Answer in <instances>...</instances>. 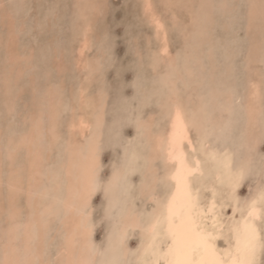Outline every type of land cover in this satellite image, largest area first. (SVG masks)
I'll use <instances>...</instances> for the list:
<instances>
[{
    "label": "rangeland",
    "instance_id": "rangeland-1",
    "mask_svg": "<svg viewBox=\"0 0 264 264\" xmlns=\"http://www.w3.org/2000/svg\"><path fill=\"white\" fill-rule=\"evenodd\" d=\"M0 1H2L0 3V15L3 12V16L0 17H2L4 21L1 22L0 18V133H2L0 134V150H2V152H0V169L3 168L0 170V175L2 176V180H5V184L3 181L0 183L2 184L0 188L4 186L0 189V260H5L7 251L11 252L13 249L16 250V247L19 249L18 251H21L19 253H21L22 256L24 251L33 253V256L30 255L29 258L26 256L20 257L19 255L23 264L62 263L63 259L59 254L63 244L59 228V214L55 213L49 216L44 236L40 238L36 235H31V237L26 239L25 223L33 219L31 217H33L32 210L34 209V204L35 206L39 205L38 207L44 212V208L55 201L53 199L54 190L57 188L55 184L64 179L62 164L66 161V142L70 136L68 132L69 123L74 114L78 112L77 92L79 94V91L77 89L78 87H76L77 84L78 86H80L79 83L86 85V83H83L86 81L90 84V86L87 84V88L89 87L87 91L89 92V96L92 97H88L90 98L89 100H91H88V107H90L88 111L90 113H92L91 102H97L96 100H98L101 95H104L106 99L105 119L102 125L103 127H101V168L99 169V177L102 179L101 182L106 186L112 174L124 165L125 160L128 158L127 156L131 152L145 155L149 151L147 140L142 138V128L139 126L141 121H149L151 118V122L153 123L152 131H156L160 129V127L165 126L167 117L162 108V101L167 97L168 92L164 89L165 80L163 74L166 71L167 59L170 56L178 58L179 61H181V58L184 59L185 56H187L192 64L191 67L194 69H192L193 71L190 70L192 73L188 75L190 76L187 81L188 86L185 81L179 82L177 87L180 92L178 95L183 98L187 96L189 100L197 104L198 102L200 103L201 99L203 101H205L204 99H210L205 106L208 108L204 107L209 112L206 113V115L213 114L210 115L211 117L208 116V128L212 126L213 129L212 132L207 135L210 137L209 142H211H208L209 145H207L217 146L220 149L232 147L234 151V168H238L241 164H250L249 166L254 170L252 175L246 176L247 178L245 177L241 187L238 188L239 190H235L236 198L238 197L237 199L243 204V201L248 196L249 185H251L254 194H256L255 191L261 182L257 167H259V165L261 167L260 161L261 158L264 157V15L256 19L255 22H252V18L250 20L249 17L251 16L252 9H249V7L251 5V0H203V6L200 3L202 0H199V2L198 0H193L192 7L194 9L192 14L196 15L197 19L199 18L198 20L195 19L196 21H189L191 20V15L188 13L189 10L186 11L183 4L177 3L173 6H169L165 4V0H153L157 10L163 16L164 23L167 25H165V27L168 29L167 32L171 51L170 55L164 58L158 57V59H156V54L158 52L157 47L159 46V42L155 37L153 25L144 14L143 5L140 0H94L95 6L99 9L95 10L94 8H90L86 12V17H83L80 13L78 0H55V2L54 0ZM262 1V3H264V0ZM2 7L4 8L1 9ZM5 9L11 10L14 13H5ZM174 13H176L177 18L174 16ZM12 17L15 18L17 25L13 22L14 19ZM84 23H90L91 25L88 34L90 37V50L92 49L91 51H86L87 54L85 55L87 57L89 56L88 58H91L93 62H97V58L100 59V61L96 63L98 64V68L92 72L86 71L87 73L85 72V74L77 69L76 63L78 38L81 35L80 33L83 32ZM10 24L12 25L10 26ZM252 24L253 27L250 26ZM8 28L11 33L8 31ZM5 38L14 40V50H19L18 53L15 51L16 57L20 54L16 63L10 60ZM191 40L194 41L191 42ZM208 40L211 41L209 42ZM232 42L233 44H231ZM235 49H237V51ZM193 51L197 52L196 55ZM194 56L196 58L198 57V59L196 60ZM214 61L216 63H214ZM14 65L16 67H13ZM120 66L130 67L131 70L124 72L123 76L117 80L115 78V69ZM63 68L65 72L62 73ZM16 70H18V73H16ZM198 71L200 73H198ZM184 73L185 71L183 74ZM13 75L15 79L12 78ZM87 75L88 78H86ZM255 77L256 79H254ZM84 78H86V80ZM101 79L102 81H100ZM255 80L260 84V99L258 98L257 101H253L255 99L251 98L249 95L250 83ZM70 81H73L71 82L72 85ZM67 84L68 86H66ZM99 87L101 88L99 89ZM55 89H59L60 91L59 99H61V103L57 104H61L59 105L61 107H59L58 112L56 111L58 115L55 121L56 126H51L54 125L55 122H50L51 120L48 118L47 107L48 103L53 98L51 94ZM189 90L191 93L187 95L186 93L189 94ZM226 90L231 92L227 91L228 93L226 94V92H224ZM23 93L25 95L27 94V96ZM217 93L221 96L223 95V97L217 96ZM19 95L22 96L20 97ZM163 96L166 97L163 98ZM224 97H229L231 102L227 100L228 98L226 99ZM222 98H224V100ZM47 100L48 103H46ZM225 104H227V107ZM218 107L220 108L218 109ZM230 108H233V111ZM214 111L215 113H211ZM34 114H41L40 118L45 132H47L49 128L55 127L58 136L53 143H48L43 140V142L39 144V146L42 145L43 150L45 149L43 152L45 161L42 165V175H40V178L45 180L42 187L43 190L47 192L43 195L40 194L42 189H38L36 193H33V201L27 199L25 190L19 192L15 198H12L9 195V187L6 180L8 178V171L12 168V165L13 168L19 171L20 178L24 181L27 179L28 168L25 167L28 166L26 153L27 145L24 139L27 132L33 128ZM249 116H253V125L248 124ZM212 117H214V119ZM216 118H218V120ZM228 123L230 124L228 125ZM218 125L220 128H218ZM223 125V129H221ZM232 126L233 128H231ZM195 128L193 131H196ZM196 129L198 130V128ZM235 129L237 133H233ZM215 131H217V134L219 132L218 137ZM211 133H214L216 136ZM229 134L230 136H228ZM223 138L226 139L225 143H222L224 140ZM19 141H24L23 144H25L18 143ZM15 144L23 146L24 148L26 147V149L23 147L17 148L14 161L10 163L9 159L6 158L8 154L7 151L13 148ZM7 145L8 149L5 151ZM198 145L199 144L195 145V147L196 152L199 153V150H197ZM222 145L223 147H221ZM248 147L250 149H248ZM21 151L23 154L25 153L24 157ZM241 157L243 158L241 159ZM142 159H137L138 167L136 171L132 172L129 175L130 177L128 176L127 178L128 189L124 196L127 206L134 209L136 211L134 212L138 213L141 218L146 217L154 211L156 199L162 197L166 191V185L163 179L166 167L162 160L156 159L154 161V171H151L144 167ZM235 159L237 163H240H235ZM1 173H4L5 178ZM141 174L144 176L143 184H141L138 179ZM53 180L55 181L53 182ZM198 181L200 183L205 182L204 186L201 188V190L203 189L202 197L205 200L211 193V189L209 190L207 186L211 185L213 181L207 177L205 180L204 178H199ZM206 184L208 185L206 186ZM61 187L63 189V185ZM219 188V192L224 188L226 189L218 194L217 202L220 203L218 217L221 218L219 214L223 213L225 215L224 219L229 220L232 217L230 206L233 208L234 201L231 198L232 195L228 187L219 186ZM62 189L60 192H62ZM153 190H155L154 192L156 194L154 199L150 197V192ZM225 192H227V195ZM108 200V193L97 191L91 201V217L94 225L93 245L97 247L102 245L105 250H107L106 244L110 236L109 232L112 234L111 229H113L116 223H109L106 219H102L103 209L101 205L103 204V208L106 209ZM11 202L13 203V208H11ZM228 204L229 207L227 206ZM222 209L224 210L222 211ZM40 214L44 216L42 213ZM206 224H208V221H206L205 225ZM17 225L19 227L18 233L11 232V229ZM135 229L129 231L126 240L131 250L129 264H134L135 252L143 240L142 232L140 233L139 228H137L138 230L136 229L137 231ZM226 235L227 234H225V236ZM225 241L226 238L223 237L220 239L219 244L224 247ZM57 245L61 246L57 248ZM9 246H11L10 249H6Z\"/></svg>",
    "mask_w": 264,
    "mask_h": 264
},
{
    "label": "bare ground",
    "instance_id": "bare-ground-1",
    "mask_svg": "<svg viewBox=\"0 0 264 264\" xmlns=\"http://www.w3.org/2000/svg\"><path fill=\"white\" fill-rule=\"evenodd\" d=\"M18 1V0H17ZM62 1V0H61ZM142 2V8L144 11V14L148 17V20L150 21V23L153 25L154 28V33H155V37L158 39V44L159 46L157 47L158 52H157V58H164L168 55H170V45H169V35L168 32L165 27V23L163 21V16L160 14V12L157 10V7L155 6V3L153 2V0H140ZM249 1V0H248ZM247 1V2H248ZM2 1H0L1 3ZM55 2V0H54ZM110 2V1H109ZM146 2H150L152 4V9H151V13L154 14L161 22V24L163 25V30H158L156 25L152 22L151 19V15L146 14L145 8H144V4ZM193 0H165V4L169 5V6H173L174 4H183V6L186 8V11L189 10L188 13H190L191 17L189 21H196V15L192 14L193 12ZM199 2V0H198ZM262 0H251V5L249 7V9L251 8V16L249 17L250 20L252 18V22L256 19H258L259 17H261L262 15H264V3H262ZM63 3V2H62ZM100 3V2H99ZM201 5L203 6V0L200 2ZM250 3V2H248ZM78 4H79V10L80 13L82 14L83 17H86V12L91 8H94L95 10H98L99 8H97L95 6V2L94 0H78ZM19 5V4H18ZM109 5V4H108ZM2 6V5H1ZM227 6V5H226ZM242 6V5H241ZM25 7V6H24ZM56 7V6H55ZM248 7V6H247ZM4 7H2L1 9H3ZM169 9V8H168ZM171 9V8H170ZM78 10V9H77ZM4 11V10H3ZM2 12V10H1ZM11 10L5 9V13H11ZM179 12V11H178ZM14 13V12H12ZM234 13V12H233ZM3 12L1 13L0 16L2 15ZM223 14V13H222ZM221 14V15H222ZM14 15V14H13ZM24 15V14H23ZM143 15V14H142ZM220 15V16H221ZM174 16L177 18L176 13H174ZM173 16V17H174ZM199 17V16H198ZM247 17V16H246ZM1 18V22L3 21L2 17ZM13 18V17H12ZM41 18V17H40ZM187 18V17H186ZM248 18V19H249ZM13 22H15V18H13ZM199 19V18H198ZM197 19V20H198ZM247 19V20H248ZM7 20V19H6ZM180 20V19H179ZM217 20V19H216ZM222 20V19H221ZM228 20V19H227ZM240 20V19H239ZM38 21V20H37ZM249 21V20H248ZM263 21V20H262ZM4 22V21H3ZM9 22V21H6ZM12 22V23H13ZM42 22V21H41ZM191 23V22H190ZM224 23V21H223ZM249 23V22H248ZM16 24V22H15ZM85 24V23H84ZM192 24V23H191ZM251 24V23H250ZM8 25V24H7ZM12 24H10L11 26ZM17 25V24H16ZM39 26V25H38ZM167 26V25H166ZM172 26V25H171ZM197 26V25H196ZM251 27H253V24L250 25ZM90 23H86L84 25L83 28V32H81L80 37L78 38V45H77V69L80 72H89V71H93L96 68H98V64H96L98 61H100L99 58H97V62L96 61H92L91 58H88L85 54L86 51L90 50V37H89V30H90ZM228 27V26H227ZM258 27V26H256ZM10 28V27H9ZM8 28V31H9ZM16 28V26H15ZM190 28V27H189ZM195 29V28H194ZM222 29V28H221ZM13 30V28H12ZM25 30V29H24ZM196 30V29H195ZM257 30V29H256ZM3 31V30H2ZM10 32V31H9ZM167 33L166 38L164 36V33ZM193 32V31H192ZM11 33V32H10ZM13 33V32H12ZM204 33V32H203ZM30 34V33H29ZM109 34V33H108ZM252 34V33H251ZM3 35V34H2ZM13 35V34H12ZM210 35V34H209ZM139 36V35H138ZM201 36V35H200ZM203 36V34H202ZM11 37V36H10ZM15 37V35H14ZM189 37V36H188ZM204 37V36H203ZM207 37V36H206ZM211 37V36H209ZM213 37V36H212ZM249 37V36H248ZM217 38V37H216ZM2 39V38H1ZM14 39V38H13ZM34 39V38H33ZM211 39V38H210ZM220 39V38H219ZM7 46L6 48L8 49V54L10 56V60H13V63H16V60H18L19 55L16 57V53L13 47V41L10 38H5ZM205 40V39H204ZM43 41V40H42ZM186 41V40H185ZM194 40H191V42ZM209 41V40H208ZM211 41V40H210ZM209 41V42H210ZM213 41V40H212ZM34 42V41H33ZM66 42V41H65ZM92 42V40H91ZM203 42V41H202ZM201 43V42H200ZM15 44V43H14ZM203 44V43H202ZM201 44V46H202ZM207 44V43H206ZM205 44V45H206ZM222 44V43H221ZM233 44V42L231 43ZM34 45V44H33ZM183 45V44H182ZM214 45V43H213ZM218 45V44H217ZM21 46V44H20ZM39 46V45H38ZM189 46V45H188ZM193 46V44H192ZM249 46V45H248ZM181 47V46H180ZM198 47V46H197ZM196 47V48H197ZM213 47V46H212ZM3 48V47H2ZM31 48V47H30ZM94 48V47H93ZM167 49V52L164 53V49ZM206 48V47H205ZM48 49V48H47ZM56 49V48H55ZM61 49V48H60ZM186 49V48H185ZM184 49V50H185ZM189 49V48H188ZM194 49V48H193ZM192 49V50H193ZM214 49V48H213ZM216 49V48H215ZM263 49V48H262ZM1 50V49H0ZM40 50V49H39ZM92 50V49H91ZM90 50V51H91ZM97 50V49H96ZM237 51V49H235ZM7 51V50H6ZM19 51V50H18ZM18 51H16L18 53ZM44 51V50H43ZM197 51V50H196ZM194 52L195 55L197 52ZM202 52V51H200ZM212 52V51H210ZM240 52V51H239ZM252 52V51H251ZM7 53V52H6ZM188 53V52H187ZM192 53V52H191ZM205 53V52H204ZM243 53V52H242ZM28 54L30 55V53L28 52ZM50 54V53H48ZM52 54V53H51ZM61 54V53H60ZM186 54V53H185ZM260 54V53H259ZM98 55V54H97ZM152 55V54H151ZM155 55V54H154ZM155 55V56H156ZM202 55V54H201ZM3 56V55H2ZM23 56V55H22ZM25 56V55H24ZM27 56V55H26ZM42 56V55H41ZM215 56V55H214ZM217 56V55H216ZM227 56V55H226ZM248 56V55H247ZM245 56V57H247ZM7 57V56H6ZM51 57V56H50ZM96 57V56H95ZM206 57V56H205ZM204 57V58H205ZM228 57V56H227ZM258 57V56H257ZM155 58V57H154ZM159 58V59H160ZM194 58L197 60L198 57L196 58L194 56ZM202 58V57H201ZM1 59V58H0ZM69 59V58H68ZM144 59V58H143ZM214 59V58H212ZM59 60V59H58ZM200 60V59H199ZM198 60V61H199ZM246 60V59H245ZM256 60V59H255ZM31 61V60H30ZM50 61V60H49ZM53 61V60H52ZM75 61V60H74ZM73 61V62H74ZM159 61V60H158ZM167 65H166V71L163 74V78L165 80V84H164V89L168 92L167 97L163 96V98H165L162 101V108L164 110V113H166V123L164 127H160V129H157L156 131H152V127H153V123L151 122V118L149 119V121H141V124L139 126H141L142 128V138L147 140L148 143V149L149 151L144 155L139 154L137 152H131L126 158L127 160L132 159L133 157L136 159V163H137V159H142V161L144 162V167L148 170L154 171V161L156 159H161L164 166L166 167V171H165V175H164V181H165V185H166V191L165 193L162 195V197L157 198L156 199V207L154 209V211H152L149 215H147L146 217L141 218L140 215L138 213H135L136 211L130 207V215L126 216L124 218L123 224L121 225L119 232L117 233L116 236H113V233L109 235L112 236V246H110L109 244V239H108V243L105 245L107 247V250L105 252V256L103 257L104 259H108L111 260L113 258H123L124 260H127L128 262L130 261V248L128 247V244L126 242L127 237H128V233L130 230L133 229H137V225L141 222L142 219H148L150 216H157V217H161L164 216L166 214L167 208H166V204L169 200H171V198L173 197V195L177 196V199L180 198V195L177 191V180L175 179L176 175H177V168L179 167L178 165L174 166V162L173 160L170 158L169 156V142L171 139V133H172V124H173V120L175 117V113L177 108L180 109L181 113L183 114L186 123L189 124V126L194 125L196 128H198L199 133H200V137H201V143H199L198 145V149L199 153L196 152L194 154V156L192 157L193 159L199 161V173L196 175V177L190 181L191 184V191H192V196L194 199H196L198 201V207H197V213L198 215V220L201 222V226L205 227L207 231H209L210 233H212L213 235H215L217 237L215 243L216 245L223 249L224 247H222L219 244V241L221 238L225 237L226 241H228L229 243L232 244V251H233V255H235V240L237 238V233L235 231V229L239 228L240 229V234L242 236L243 234V227H244V223H243V216L241 215V213L244 210L245 205L241 204L239 207H237L236 205V193L233 194V190L231 188V182L232 179L234 178L236 171L238 170V168H234L233 166V162H234V151L233 148L231 147H225V148H218L217 146H208L209 143V138L207 135L212 132V126L208 128V122H209V118L208 116L213 115V114H208L206 115V113H209L205 108L206 104L208 103V101L210 100L208 98L204 99L205 101H203L202 99L200 100V103L198 102V104L196 102H193L191 100H189L187 96H185L184 98L179 94L180 90L177 87L179 82H183L185 81L186 85H187V81H188V75H190L192 72L190 70H192L193 68L191 67V62L189 60V58L187 56H185L184 59L181 58V61H179L178 58L176 57H169L167 59ZM12 62V61H11ZM22 62V61H21ZM29 62V61H28ZM18 63V62H17ZM57 63V61H56ZM60 63V62H58ZM159 63V62H158ZM165 63V62H164ZM204 63V62H203ZM214 63H216L214 61ZM241 63V62H240ZM9 64V62H8ZM21 64V63H20ZM64 64V63H63ZM156 64V62H155ZM220 64V63H219ZM10 65V64H9ZM18 65V64H16ZM23 65V64H22ZM44 65V64H43ZM59 65V64H58ZM57 65V66H58ZM61 65V64H60ZM67 65V64H66ZM143 65V63H142ZM196 65V64H195ZM201 65V64H200ZM7 66V65H6ZM71 66V65H70ZM197 66V65H196ZM10 67V66H7ZM13 67H16L15 65ZM20 67V66H17ZM52 67V66H51ZM73 67V66H72ZM195 67V66H194ZM205 67V66H203ZM252 67V66H251ZM1 68V67H0ZM5 68V67H4ZM218 68V66H217ZM58 69V68H57ZM74 69V68H73ZM11 70V69H10ZM15 70V69H14ZM54 70V69H53ZM66 70V69H65ZM98 70V69H97ZM194 70V69H193ZM192 70V71H193ZM196 70V69H195ZM204 70V69H203ZM208 70V69H207ZM247 70V69H246ZM12 71V70H11ZM17 71V72H16ZM15 72L18 73V70H16ZM56 71V70H55ZM68 71V70H67ZM74 71V70H73ZM77 71V72H79ZM185 71V73L183 74V72ZM200 71V70H199ZM198 71V73H200ZM21 72V71H20ZM61 72V71H59ZM65 72L64 68L62 73ZM70 72V71H68ZM86 72V73H87ZM96 72V71H95ZM195 72V71H194ZM193 72V73H194ZM202 72V71H201ZM206 72V71H205ZM8 73V72H7ZM32 73V72H31ZM73 73V72H72ZM188 73V74H187ZM196 73V72H195ZM204 73V72H203ZM223 73V72H222ZM12 74V73H10ZM33 74V73H32ZM57 74V73H56ZM16 75V74H15ZM18 75V74H17ZM72 75V74H71ZM70 75V76H71ZM75 75V74H74ZM92 75V74H91ZM90 75V78H91ZM194 75V74H193ZM203 75V74H202ZM222 75V74H221ZM68 76V75H67ZM69 76V77H70ZM85 76V75H84ZM103 76V74H102ZM101 76V77H102ZM192 76V75H191ZM207 76V75H206ZM235 76V75H234ZM54 77V75H53ZM62 77V76H61ZM66 77V76H65ZM74 77V76H73ZM96 77V76H95ZM194 77V76H192ZM218 77V76H217ZM13 79H15L14 75L12 77ZM30 78V77H29ZM58 78V77H57ZM56 78V79H57ZM67 78V77H66ZM71 78V77H70ZM86 78H88V75L86 76ZM86 78H84L86 80ZM55 79V78H54ZM77 79V78H76ZM99 79V78H98ZM97 79V80H98ZM193 79V78H192ZM256 79V77L254 78ZM258 79V77H257ZM24 80V79H23ZM73 80V79H72ZM95 80V79H94ZM213 80V78H212ZM260 80V79H259ZM8 81V80H7ZM75 81V80H74ZM81 81V80H80ZM90 81V80H89ZM102 81V79L100 80ZM99 81V82H100ZM190 81V80H189ZM73 81H70V84ZM191 82V81H190ZM222 82V81H221ZM78 83V82H77ZM76 83V84H77ZM84 84L86 83V85H83L82 83L76 87H78V91L79 94L77 92V110L78 112H76L72 118V120L69 123V139L66 142V161L62 164V169L64 171V179L62 181L57 182L55 185L57 186V188H55L54 190V195H53V199L55 200L53 203H51L50 205H47L46 208H44V212H42L41 208L38 207L39 205L35 206L34 204V209L32 210V216L31 218H33L31 221H29L28 223H25V237L26 239H28L29 237H31V235H36L38 238H40L41 236H44V231H46L47 228V222L49 219V216H51L52 214L58 213L60 216V224H59V228H60V232L62 237L64 236H69V237H73L74 242L73 244L69 245L67 248L62 247L60 248L59 254L60 256H62V263L61 264H88V262L90 260H94L97 257L95 256V254L92 251V246L93 245V231H94V225L92 223V227H88L89 222H92V213H91V201L92 198L94 196L95 193H93V195L91 196V198L88 200V215L87 218L83 215V207H84V191L86 190V187L91 179V177L93 176V174H95L96 176L99 177V169L100 167V140H101V127H103V122H104V115H105V108H106V99L104 97V95H101L100 98L98 100H96L97 102L93 101L92 103V113H90L88 111V107L89 106V100L90 97L89 96V92L87 91L89 89V87L87 88V81L83 82ZM98 83V82H97ZM104 83V82H103ZM207 83V82H206ZM7 84V83H6ZM20 84V83H19ZM13 85V84H12ZM21 85V84H20ZM18 85V86H20ZM72 85V84H71ZM75 85V83H74ZM73 85V86H74ZM99 85V83H98ZM102 85V84H101ZM219 85V82H218ZM51 86V85H50ZM68 86V84L66 85ZM70 86V85H69ZM71 86V87H73ZM88 86H90V84H88ZM188 86V85H187ZM229 86V85H228ZM98 87V86H97ZM210 87V86H209ZM260 84L258 81H253L250 83V87H249V91H250V96L251 98L255 99L253 101H257V99L260 97ZM94 88V85H93ZM96 88V87H95ZM101 87H99L100 89ZM201 88V87H200ZM27 89V88H26ZM49 89V87H48ZM63 89V88H62ZM68 89V87H67ZM210 89V88H209ZM219 89V88H218ZM4 90V89H3ZM40 90V89H39ZM64 90V89H63ZM75 90V88H74ZM94 90V89H93ZM201 90V89H200ZM234 90V89H233ZM2 91V90H1ZM42 91V90H41ZM72 91V90H70ZM98 91V88H97ZM96 91V92H97ZM214 91V90H213ZM231 92L229 90H226L224 92H226V94L228 92ZM20 92V91H19ZM25 92V91H24ZM93 92V91H91ZM101 92V91H100ZM99 92V93H100ZM188 92V91H186ZM217 92V91H216ZM222 92V91H221ZM247 92V91H246ZM70 93V92H69ZM88 93V95H87ZM94 93V92H93ZM191 91L189 90V94L186 93L187 95H190ZM206 93V92H205ZM233 93V92H232ZM245 93V92H244ZM24 94V93H23ZM30 94V91H29ZM60 91L59 89H55L54 92L51 94L52 95V99L50 100V102L48 103V100L46 103H48V107H47V111H48V118H50V122H55L57 119V112L59 105L61 104H57V103H61L59 99L60 96ZM67 94V93H66ZM97 94V93H96ZM214 94V93H213ZM216 94V93H215ZM218 94V93H217ZM225 94V95H226ZM1 95V94H0ZM25 95V94H24ZM20 96V95H19ZM22 96V95H21ZM20 96V97H21ZM27 96V94L25 95ZM42 96V95H41ZM45 96V95H44ZM73 96V95H72ZM216 96V95H215ZM220 97H223V95H217ZM216 96V97H217ZM227 96V95H226ZM233 96V95H231ZM236 96V95H235ZM1 97V96H0ZM54 97H55V101H54ZM90 97V98H88ZM194 97V96H193ZM203 97V96H202ZM218 97V98H220ZM234 97V96H233ZM238 97V96H237ZM242 97V96H241ZM34 98V97H33ZM72 98V97H71ZM161 98V99H163ZM215 98V99H218ZM224 98H228L227 100L230 101L229 97H224ZM224 98H222L224 100ZM225 99V100H226ZM234 99V98H233ZM238 99V98H237ZM249 99V98H248ZM247 99V100H248ZM260 99V98H259ZM5 100V99H4ZM11 100V99H10ZM70 100V99H69ZM75 100V99H74ZM89 100V101H88ZM160 101V99H159ZM233 101V100H232ZM251 101V100H250ZM260 101V100H258ZM13 102V101H12ZM20 102V101H19ZM45 102V101H44ZM95 102V103H94ZM157 102V101H156ZM215 102V101H214ZM231 102V101H230ZM247 102V101H246ZM220 103V102H218ZM228 103V102H227ZM235 103V102H234ZM238 103V102H236ZM248 103V102H247ZM258 103V102H256ZM31 104V103H30ZM214 104V103H213ZM231 104V103H230ZM246 104V103H245ZM259 104V103H258ZM217 105V104H216ZM227 107V104H225ZM229 105V104H228ZM233 105V104H232ZM238 105V104H237ZM247 105V104H246ZM28 106V104H27ZM208 106V105H207ZM212 106V105H211ZM219 106V105H218ZM236 106V105H235ZM251 106V105H250ZM256 106V104H255ZM205 107V108H204ZM213 107V106H212ZM211 107V108H212ZM221 107V105H220ZM218 107V109L220 108ZM225 107V108H226ZM233 107V106H232ZM14 108V107H13ZM31 108V106H30ZM210 108V106H209ZM237 108V107H236ZM242 108V107H241ZM247 108V107H246ZM249 108V107H248ZM252 108V106H251ZM233 111V108H230ZM210 110V109H209ZM252 110V109H251ZM25 111V110H24ZM57 111V112H56ZM217 111V110H216ZM237 111V110H235ZM230 112V111H229ZM264 112V111H263ZM211 113H215L211 112ZM250 113V112H249ZM248 113V114H249ZM254 113V112H253ZM257 113V112H256ZM92 114V116H91ZM230 114V113H229ZM251 114V113H250ZM41 115V114H40ZM39 114H34V118H33V128L31 130H29V132H27L26 137L24 139V141L26 142L27 145V164L28 166H25L28 168L27 172H28V176L27 179L24 181L22 178H20L19 175V171L16 170L15 168L9 169L8 171V178L6 180V183L8 184L9 187V195L12 198H15V196H17L19 194V192L25 190L26 191V197L28 200H33V193H36V191L38 189H42L40 191V194L45 195L47 191L43 190L42 185H44L45 180H43V178H40V175H42V165L43 162L45 161L43 158V147L42 145L39 146V144L41 142H43V140H45V142L48 143H53L55 141V139L58 136V132L56 131L55 127H51L47 130V132H45L43 130L42 127V121L40 118ZM94 115V116H93ZM206 115V116H205ZM222 115V114H221ZM243 116V115H242ZM157 117V116H155ZM211 117V116H210ZM236 117V116H235ZM253 117V116H252ZM251 116H249V120H248V124L253 125L254 123V119ZM214 119V117H212ZM218 120V118H216ZM241 119V118H239ZM26 120V119H25ZM220 120V119H219ZM5 121V120H4ZM58 121V120H57ZM229 121V120H228ZM241 121V120H240ZM220 122V121H218ZM243 122V121H242ZM44 123V122H43ZM256 123V122H255ZM56 122L54 123V125L51 126H56L55 125ZM218 124V123H217ZM220 124V123H219ZM230 123H228L229 125ZM114 125V124H113ZM216 125V124H215ZM225 125V124H224ZM224 125L222 126L221 129H223ZM237 126V125H236ZM256 127V126H255ZM195 128V130H197ZM218 128L219 125H218ZM230 128V127H229ZM228 128V129H229ZM233 128V126L231 127ZM237 128V127H235ZM107 129V128H106ZM238 129V128H237ZM242 129V128H241ZM255 129V128H254ZM11 130V129H10ZM219 130V129H218ZM230 130V129H229ZM115 131V130H114ZM226 131V130H225ZM217 134V131H215ZM110 133V132H109ZM233 133H237L236 129L235 132ZM2 134V133H0ZM107 134V133H106ZM214 134V133H211ZM222 134V133H220ZM191 135V132H190ZM224 135V133H223ZM236 135V134H235ZM60 136V135H59ZM214 136H216L214 134ZM219 136V132L217 134V137ZM225 136V135H224ZM230 136V134L228 135ZM227 136V137H228ZM20 137V136H19ZM105 137V136H104ZM239 137V136H238ZM45 138V139H44ZM135 138V137H134ZM221 138V137H220ZM230 138V137H228ZM236 138V137H234ZM1 139V138H0ZM217 139V138H216ZM223 142L225 143V138H223ZM237 139V138H236ZM47 140V141H46ZM222 140V138H221ZM239 140V139H238ZM9 141V139H8ZM23 141V142H24ZM40 141V142H39ZM136 141V139H135ZM22 141H19L18 143L23 144ZM38 142V143H37ZM209 142V143H208ZM232 142V141H231ZM146 143V141H145ZM144 143V144H145ZM228 143V141H227ZM20 144V145H21ZM25 144V143H24ZM23 144V145H24ZM208 144V145H207ZM229 145V144H228ZM253 145V144H252ZM19 147H23V146H18L17 144L14 145L13 148L8 149V145L6 147V150L8 152L7 157L10 161V163H13L14 161V157L17 154L16 149ZM223 147V145L221 146ZM234 147V146H233ZM24 148V147H23ZM237 148V147H236ZM235 148V149H236ZM2 149V147H1ZM26 149V147L24 148ZM23 149V150H24ZM238 149V148H237ZM248 149H250L248 147ZM22 150V151H23ZM134 150V149H133ZM21 151V154H23ZM238 151V150H237ZM244 151V149H243ZM0 152H2V150H0ZM25 152V151H24ZM253 152V151H252ZM241 153V152H240ZM251 153V152H250ZM25 154V153H24ZM23 154V157H24ZM227 155V157H229V161L228 164L226 165L223 162V158L224 155ZM239 154V153H238ZM1 155V154H0ZM246 155V154H245ZM248 155V154H247ZM236 157V155H235ZM251 157V155H250ZM18 158V157H17ZM239 158V155H238ZM243 157H241L242 159ZM259 159V158H258ZM257 159V160H258ZM7 160V159H6ZM236 160V159H235ZM253 160V159H252ZM260 160V159H259ZM2 161V160H1ZM8 161V162H9ZM49 161V160H48ZM126 161V160H125ZM19 163V162H18ZM48 163V162H47ZM50 163V161H49ZM235 163H237V160L235 161ZM240 163V162H238ZM237 163V164H238ZM4 164V163H3ZM16 164V163H15ZM26 164V165H27ZM125 164V163H124ZM11 165V164H10ZM250 165V164H249ZM258 165V164H257ZM48 166V165H46ZM254 166V165H253ZM11 167V166H10ZM49 167V166H48ZM143 168V167H142ZM144 168V169H145ZM258 170L260 168L257 167ZM3 168H1L0 170H2ZM53 169V168H52ZM256 169V168H255ZM6 171V170H5ZM25 171V170H24ZM48 171V170H47ZM257 171V170H256ZM1 172V171H0ZM25 172V173H27ZM124 173V165L117 169L116 172H114L111 176V178L109 179L113 181V184L117 183V181H119L120 177L123 175ZM4 177V173H1ZM48 174V173H47ZM115 174V180H113V175ZM253 174V173H252ZM7 175V174H6ZM62 176V175H61ZM2 176L0 175V183H2L1 181ZM130 177V176H129ZM207 178H210L211 181H213V183H211V185L207 186L208 184H206L207 187H209V190L211 189V193L210 196L208 198H206L205 200L202 197V190L201 188L204 186V183H200L198 181L199 178H204V180ZM5 178V177H4ZM25 178V177H24ZM247 178V177H246ZM50 179V178H48ZM56 180V179H55ZM53 180V182L55 181ZM102 180V179H101ZM155 180V178H154ZM261 181V180H260ZM5 184V180L3 181ZM61 182V183H60ZM2 186V184H0ZM63 185V189L62 186ZM0 186V187H1ZM107 186V185H106ZM205 186V187H206ZM219 186H226L229 188L231 195H232V200L234 201L233 203V208H236V214L235 216L232 215V217L229 220H225L224 219V214L220 213L219 215L221 216L218 217V211H219V204L217 202L218 200V194L222 191H224V189H222L220 192V188ZM4 187V186H3ZM2 187V188H3ZM204 187V188H205ZM259 187V186H258ZM0 188V189H2ZM133 188V187H132ZM254 188V187H253ZM62 189V192H60ZM208 190V191H209ZM239 190V189H238ZM236 190V191H238ZM155 190L150 192V197L151 198H155L156 194L154 192ZM228 192V191H227ZM227 192L226 195H227ZM256 192V191H255ZM109 194V199L112 197L113 193H108ZM116 195L119 196V191L117 190ZM254 194V192H253ZM209 195V194H208ZM230 195V194H229ZM238 195V194H237ZM125 196V195H124ZM121 197L122 199H126L125 197ZM255 196V194L253 195ZM149 197V196H148ZM205 197V196H204ZM226 198V196H225ZM222 199V198H221ZM220 199V200H221ZM219 200V202H220ZM230 200V199H229ZM34 201V200H33ZM126 201V200H125ZM226 201V200H225ZM232 202V201H230ZM229 202V204H230ZM33 203V202H32ZM228 203V201H227ZM213 204L215 205V207L213 208ZM224 204V202H223ZM229 204L227 205L229 207ZM11 208L13 203H10ZM226 205V204H225ZM232 205V204H231ZM224 206V205H223ZM221 207V205H220ZM224 208V207H223ZM46 209V210H45ZM18 210V209H17ZM224 209H222L223 211ZM31 211V210H30ZM93 211V210H92ZM135 211V212H134ZM220 212V211H219ZM20 213V212H19ZM40 213H42L44 216H42ZM232 213V212H231ZM28 216V215H27ZM54 216V215H53ZM231 216V215H230ZM223 217V218H222ZM54 218V217H53ZM229 218V217H228ZM51 219V218H50ZM53 221V220H52ZM206 221H208V224L205 225ZM128 226H131L130 228ZM135 229V230H136ZM10 230V229H9ZM11 232L14 233H18L19 231V227L18 225L13 227L11 229ZM138 230V229H137ZM136 230V231H137ZM112 231V229H111ZM127 233L126 237L123 239V255L122 257H116L114 256V252H113V247L117 242V237L120 236V234L122 233ZM141 233V231H140ZM143 234V240L145 239L144 233ZM225 234H227L225 236ZM108 235V236H109ZM107 236V237H108ZM109 236V237H110ZM108 237V238H109ZM141 242V244H142ZM161 242L166 243V239L161 237ZM27 243V242H26ZM28 244V243H27ZM132 244V243H131ZM19 246V245H18ZM11 246L7 247L6 249H10ZM141 247V245L139 246V248ZM138 248V249H139ZM16 250H12L11 252H8L5 254V260H7L9 262V264H23L22 260L20 257H27L29 258L30 255L33 256V253L31 252H23V256L21 253V251H18L19 249H17L15 247ZM104 249V248H103ZM137 252V251H136ZM135 252V253H136ZM3 254V253H2ZM20 255V257H19ZM59 256V255H58ZM145 256V251L141 250L140 255L137 256L135 255L134 257V264H136V261L140 258H143ZM152 259H157L158 257L156 255H153L151 257ZM34 259V258H33ZM259 259V257H258ZM33 262V261H32ZM27 264V263H26Z\"/></svg>",
    "mask_w": 264,
    "mask_h": 264
},
{
    "label": "snow or ice",
    "instance_id": "snow-or-ice-1",
    "mask_svg": "<svg viewBox=\"0 0 264 264\" xmlns=\"http://www.w3.org/2000/svg\"><path fill=\"white\" fill-rule=\"evenodd\" d=\"M152 4L146 2L144 8L146 14L151 15L152 22L158 30H163L160 20L151 13ZM167 33H164L166 38ZM164 53L167 52L165 48ZM130 67L120 66L115 69V78L119 80L124 72L130 71ZM194 125L189 126L186 123L180 109L177 108L172 124L171 139L169 142V156L178 165L177 191L180 198L173 195L166 204V214L161 217L155 215L148 219H142L137 225L139 230L144 233L145 239L141 247L137 249L135 255L139 256L141 250L145 251V256L136 261V264H264V157L261 158L259 169L261 182L253 196L251 185L248 186V196L243 201L245 205L241 215L243 216V234L240 229H235L237 238L235 240V255H233L232 244L225 241L224 248H219L215 241L217 237L201 226L198 220V201L193 198L190 181L199 173V161L192 157L196 153L195 145L201 143L199 130L193 131ZM190 132L192 133L190 135ZM229 157L224 155L223 162L227 165ZM136 159L133 157L126 160L124 164V173L117 183L113 184L110 180L107 186L101 182V178L93 174L86 190L84 191L83 215H88V200L93 193L103 191L113 193L108 200L107 208H103V217L109 223L116 222L112 233L116 236L119 232L124 218L130 215V210L123 197L128 189V176L137 169ZM253 169L246 164H241L231 182L233 194L235 190L241 187L246 176L252 175ZM138 179L141 184L144 183V176L141 174ZM115 180V174L113 175ZM119 191V196L116 191ZM241 201L236 200L239 207ZM213 208L215 205L213 204ZM232 215L235 216L236 208H231ZM88 227H92L89 222ZM129 228L131 226H128ZM127 233H122L117 237V242L113 247L114 256L122 257L123 239ZM161 237L166 239V243L161 242ZM63 247L67 248L73 244V237L64 236L61 238ZM109 244L112 246V236L109 237ZM61 245H57L59 248ZM93 253L97 257L90 260L88 264H129L123 258L104 259L105 249L93 246ZM156 255L157 259L151 257ZM259 257V259H258ZM0 264H9L7 260H0Z\"/></svg>",
    "mask_w": 264,
    "mask_h": 264
}]
</instances>
